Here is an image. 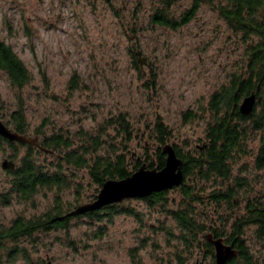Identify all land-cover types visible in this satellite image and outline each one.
<instances>
[{
    "label": "rangeland",
    "instance_id": "374dc122",
    "mask_svg": "<svg viewBox=\"0 0 264 264\" xmlns=\"http://www.w3.org/2000/svg\"><path fill=\"white\" fill-rule=\"evenodd\" d=\"M191 3L0 0V38L13 47L34 75L31 83L16 89L0 70V97L7 111L24 103L28 134L32 136L39 128L47 133L97 131L106 117L124 112L141 134L133 140V148H140L145 139L150 141L148 135L159 119L171 128L173 141L182 149L204 143L212 120L209 99L241 62L244 45L207 3L188 24L177 29L154 21L159 10L179 17ZM138 50L147 65L136 66L134 54ZM189 110L196 113L195 119H185ZM248 144L250 154L233 167L232 180L238 176L243 181L234 208L225 203L209 206L217 222L221 216L226 218L228 232L233 217L245 212L247 198L264 193V169L254 162L258 135H252ZM12 151L8 145L0 149L3 226L18 215L30 217L47 211L55 199V191L47 189L28 202L4 196L11 188V176L2 162L11 159ZM38 157L54 160L52 155ZM67 173L70 183L62 191L64 206L89 201L96 186L87 170L69 166ZM174 195L179 192L170 193ZM121 208V212L106 214L101 220L82 216L66 229L37 232L24 241L31 262L18 256L14 262L7 259L2 264H134V258L147 264H176V254L184 251L177 237L168 234V229L175 230L174 221L159 206L138 197L123 200ZM255 231V226H247L245 239L262 261L264 237ZM208 259L194 250L187 255L186 264H208Z\"/></svg>",
    "mask_w": 264,
    "mask_h": 264
},
{
    "label": "trees",
    "instance_id": "16d2710c",
    "mask_svg": "<svg viewBox=\"0 0 264 264\" xmlns=\"http://www.w3.org/2000/svg\"><path fill=\"white\" fill-rule=\"evenodd\" d=\"M163 1L170 5L171 0ZM203 3L212 5L239 36L244 53L227 81L209 99L212 120L208 123L206 141L202 144L182 149L173 141L171 128L159 119L148 135L150 141L145 139L140 148H133V140L140 139L141 134L124 112L106 117L97 131L80 129L75 134L47 133L39 128L32 136L28 134L30 128L24 103L7 111L0 97V117L3 120L8 118L4 122L14 131L38 138L37 144H31L0 135V149L4 145L11 146L10 157L16 162L14 169H6L11 176V188L4 196L8 200L15 197L28 202L43 189L55 191L54 204L47 211L30 217L18 215L7 226L0 225V264L7 259L14 262L18 256L31 262L29 247L24 241L37 232L66 229L72 220L82 216L101 220L106 214L121 212V202H116L70 215L85 203L78 201L73 207L64 206L62 191L70 183L69 166L87 170L95 184L96 192L86 202L89 203L96 199L103 183L109 179L126 178L143 164L149 168H163L166 161L163 147L168 143L174 145L177 155L183 160L184 182L172 189L138 198L153 207L159 206L174 221L177 234L174 229H168V234L177 237L186 253L179 251L176 254V264H186L187 255L194 250L207 256L208 264H214L215 250L208 239L209 234L224 238L238 251L226 264H264V259L260 261L250 251L245 239L247 226H255L256 234L264 237V193L247 198L245 212L233 217L229 232L225 228L226 218L221 216L217 222L209 211V206L218 207L224 203L234 208L243 181L238 176L232 180L233 167L239 159L250 154L248 141L252 135L259 138L254 162L257 168L264 169V0H192L179 17H173L163 9L154 14V21L177 29L188 24ZM134 59L136 66L140 67L138 52H135ZM0 70L16 89L24 88L34 78L18 53L1 38ZM251 93L257 95L255 108L252 114L244 115L240 104ZM184 117L192 120L196 113L189 110ZM41 154L52 155L54 160L41 159L38 157ZM71 174L75 176V171L71 170ZM173 191L179 195L170 196ZM133 262L147 264L138 258Z\"/></svg>",
    "mask_w": 264,
    "mask_h": 264
},
{
    "label": "water",
    "instance_id": "95a60500",
    "mask_svg": "<svg viewBox=\"0 0 264 264\" xmlns=\"http://www.w3.org/2000/svg\"><path fill=\"white\" fill-rule=\"evenodd\" d=\"M141 65L147 63L146 57L142 56V51L138 52ZM257 101L256 93L246 96L241 104L240 111L244 115L253 113ZM0 135L9 140L24 143L37 144L38 138L21 134L12 130L0 117ZM163 153L166 154V161L163 168H149L143 164L134 173L123 179H109L105 181L96 197L92 202L79 205L69 214L84 213L90 210L102 208L106 205L122 202L125 199L135 197H147L153 192L172 189L184 182L185 175L183 171V160L177 155L174 145L171 143L163 147ZM5 169H14L16 162L13 159L6 158L2 162ZM208 239L214 246L215 263L226 264L231 258L238 254V251L232 244H227L224 238H215L209 234ZM47 264H51L48 261ZM192 264H200L194 262Z\"/></svg>",
    "mask_w": 264,
    "mask_h": 264
},
{
    "label": "flooded vegetation",
    "instance_id": "af4514ba",
    "mask_svg": "<svg viewBox=\"0 0 264 264\" xmlns=\"http://www.w3.org/2000/svg\"><path fill=\"white\" fill-rule=\"evenodd\" d=\"M137 52H139V50ZM147 64H148V61H147V63L145 65H147ZM140 66L142 67L143 65L140 64ZM47 263H48V261H47Z\"/></svg>",
    "mask_w": 264,
    "mask_h": 264
}]
</instances>
